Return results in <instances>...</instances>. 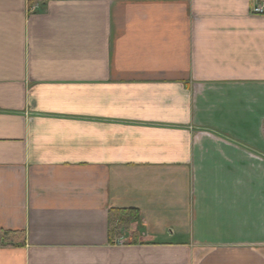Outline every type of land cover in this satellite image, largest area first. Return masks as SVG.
Masks as SVG:
<instances>
[{
    "label": "crops",
    "instance_id": "0c3cea01",
    "mask_svg": "<svg viewBox=\"0 0 264 264\" xmlns=\"http://www.w3.org/2000/svg\"><path fill=\"white\" fill-rule=\"evenodd\" d=\"M261 2L0 0V264H264Z\"/></svg>",
    "mask_w": 264,
    "mask_h": 264
},
{
    "label": "trees",
    "instance_id": "16d2710c",
    "mask_svg": "<svg viewBox=\"0 0 264 264\" xmlns=\"http://www.w3.org/2000/svg\"><path fill=\"white\" fill-rule=\"evenodd\" d=\"M139 215L133 211L114 210L110 211L108 219V236L110 241L122 239L128 232L133 222H138ZM16 231H6L0 229V246L14 245Z\"/></svg>",
    "mask_w": 264,
    "mask_h": 264
},
{
    "label": "built area",
    "instance_id": "2783aa9c",
    "mask_svg": "<svg viewBox=\"0 0 264 264\" xmlns=\"http://www.w3.org/2000/svg\"><path fill=\"white\" fill-rule=\"evenodd\" d=\"M251 13L255 15H263L264 14V0L260 4L252 7Z\"/></svg>",
    "mask_w": 264,
    "mask_h": 264
}]
</instances>
